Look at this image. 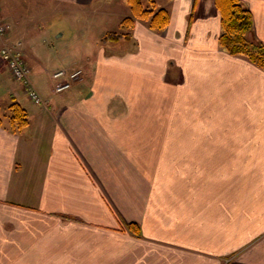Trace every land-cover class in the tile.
I'll return each mask as SVG.
<instances>
[{
    "label": "crops",
    "instance_id": "crops-1",
    "mask_svg": "<svg viewBox=\"0 0 264 264\" xmlns=\"http://www.w3.org/2000/svg\"><path fill=\"white\" fill-rule=\"evenodd\" d=\"M240 1L248 41L264 44V0ZM31 3L128 16L125 0ZM156 3L164 31L135 21L130 41L101 44L104 33L67 66L83 78L61 94L50 49L28 42L29 1L0 3L5 40L33 48L24 60L44 101L14 79L6 94L30 123L0 126V264H264V72L219 47L215 0Z\"/></svg>",
    "mask_w": 264,
    "mask_h": 264
},
{
    "label": "trees",
    "instance_id": "trees-1",
    "mask_svg": "<svg viewBox=\"0 0 264 264\" xmlns=\"http://www.w3.org/2000/svg\"><path fill=\"white\" fill-rule=\"evenodd\" d=\"M129 16L118 24V31L107 32L100 40L101 44L117 42L121 39L130 41L135 21H141L154 33H161L169 24L167 10L158 8L156 0H125ZM220 14L221 32L218 37L219 47L233 56H243L264 72V44L250 43L247 39L252 30V15L240 0H215ZM6 107L0 106V126L13 135L20 134L29 126L27 111L15 99L9 98ZM127 229L139 236V228L130 224Z\"/></svg>",
    "mask_w": 264,
    "mask_h": 264
},
{
    "label": "rangeland",
    "instance_id": "rangeland-1",
    "mask_svg": "<svg viewBox=\"0 0 264 264\" xmlns=\"http://www.w3.org/2000/svg\"><path fill=\"white\" fill-rule=\"evenodd\" d=\"M3 1L10 0H0V3ZM23 1H25V3L29 1V7L21 5L23 7L22 9L26 8L34 11V14L32 12L30 14V17L33 18L31 19L33 29L31 30L32 39H28V42L30 45L35 44L34 49L37 51H47L50 49L49 51L53 54L52 60L54 59L57 61L56 67L59 66L58 69L72 70V68H67V66H80L83 63L82 60L87 58L86 55L94 53L101 35L109 31H117L118 20L116 19L117 17H114L116 16V10L109 19L106 15L94 14L88 10L61 14L52 12L51 8H58L52 6L49 9L47 7L45 11H39L38 8L35 9L31 6V0ZM111 1H115V3L118 2V0ZM62 7L63 6L60 5L59 11L62 10ZM119 7L120 5H117V9ZM122 7L124 10L127 8L125 3H122ZM123 9L119 8L118 12H124ZM47 10H50L49 14L46 13ZM127 14L129 16V10ZM113 26H115V28H113ZM3 42L9 44L20 43L22 55H24V53H33V48H24L23 41L18 37H15L14 41L5 40ZM3 66L4 62L0 59V106L2 108L6 107L8 102H10L6 94L7 91H10L15 85L13 78L4 70ZM30 83L34 86L31 81Z\"/></svg>",
    "mask_w": 264,
    "mask_h": 264
},
{
    "label": "built area",
    "instance_id": "built-area-1",
    "mask_svg": "<svg viewBox=\"0 0 264 264\" xmlns=\"http://www.w3.org/2000/svg\"><path fill=\"white\" fill-rule=\"evenodd\" d=\"M7 34L6 25L0 19V58L5 62L11 76L16 81L23 83L25 87V92L29 100L35 104L39 105L43 101L36 91V89L31 85L29 77L31 70L26 65L22 52L20 50V43L9 44L5 41V36ZM82 79V71L80 69L66 70L59 69L51 73V80L53 81V92L56 94L67 91L71 88L73 82L80 81Z\"/></svg>",
    "mask_w": 264,
    "mask_h": 264
}]
</instances>
